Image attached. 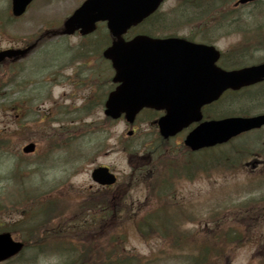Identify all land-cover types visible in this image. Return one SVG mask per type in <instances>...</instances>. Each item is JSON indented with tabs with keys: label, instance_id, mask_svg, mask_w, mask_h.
<instances>
[{
	"label": "rangeland",
	"instance_id": "rangeland-1",
	"mask_svg": "<svg viewBox=\"0 0 264 264\" xmlns=\"http://www.w3.org/2000/svg\"><path fill=\"white\" fill-rule=\"evenodd\" d=\"M81 1L64 0L59 7L60 4H55L60 1L37 0L25 15L14 19L8 16L10 0H0V49L24 46L26 41H34L47 26L55 25L69 15ZM233 4V0H216L204 14V9L197 2L165 0L157 17L146 26L154 28L156 23L160 25L157 29L159 33L186 36L196 41L206 38L221 49L226 63L263 59L264 40L255 38V35L264 34V0L245 7L233 8ZM180 7H191L192 15H195L185 21L178 16L177 22H173L178 13L176 9ZM93 37L85 40L78 36L67 38L65 60L60 56L65 54L66 47L56 42L61 37H45L18 63L19 83L21 87L27 84L26 92H19L24 89L17 86V89L3 90L0 95V141L9 139L7 145L0 148V202L5 206L0 212V224L11 229L18 239L23 240L28 235V225L17 223L22 219L20 213L23 206L35 205L30 200V204H20L16 199L21 192V196L31 195V192L26 194L23 190L25 183L29 191L37 187L41 195H45V189L49 190L46 196L57 205L53 207H59L64 222L69 226L72 220L81 216V207L85 202L94 205L104 196L111 210L117 212L128 204L130 213L137 211L139 215L161 207L168 200L174 201L176 207H185L190 215L182 217L179 214L180 221H175L176 227L182 226L178 231L180 246L192 247L184 250L190 252L196 251L195 239L201 236L209 238L213 234L212 227L219 228L222 223L211 225L209 216L213 212H222L227 206L235 208L240 217L237 221L225 222L231 232H240L239 242L233 245L237 246L233 263L264 264V178L260 177L263 168L247 165L253 160L264 159V139L261 142L258 139L264 133L257 134L256 144L245 143L246 137H242L201 153L206 157L205 162L213 157L208 159L215 161L211 162L213 169L195 170L185 164L187 150L180 145L186 132L169 140L162 139L156 125L158 113H141L133 127L123 118L109 121L105 117L101 102L113 88L110 77L114 71L91 46L95 40L100 39L102 43L107 40L104 33H96ZM55 54L60 56L47 60ZM8 67L7 64L0 65V76L7 74ZM19 100H23L24 104L31 102L30 110L23 116L21 111L17 116L13 109ZM214 108L220 112L230 109L234 113L255 114L264 110V94L260 97L242 92L239 97L227 96ZM43 116H46L45 119L40 120ZM51 117L53 119L49 120ZM90 122L91 125H88ZM21 125L25 128L20 129ZM131 128L135 133L127 136ZM30 141L37 143L36 151L24 153L23 146ZM245 147H252L253 152L245 154L233 167L228 164L230 169L221 167L227 156L242 154L244 152L240 149ZM164 154L165 157L162 156ZM157 160H164L163 164L176 168L175 174L166 175L173 176L169 182L165 175L154 176L158 172L157 167L151 171ZM192 161H195L194 156ZM99 165H107L117 174L118 183L111 189H101L92 180L91 171ZM163 181L172 187L162 192L167 193L158 195L155 186L158 182L162 185ZM6 200L8 206L4 204ZM177 201L181 204L178 205ZM241 202L247 203V209H238ZM249 205L259 206L260 212L255 213ZM192 210L195 214L188 213ZM229 213L230 218L236 216L231 211ZM31 217L32 214L28 221L35 219ZM125 222L128 237L125 250L144 255V264H185L183 251L171 250L167 243H163V236L147 230L151 238L146 241L132 221ZM111 229V225H103L100 234L111 235ZM30 251L26 250L10 262L1 264H56L58 260L45 256L34 260ZM154 255L158 263L154 262L156 257L151 259Z\"/></svg>",
	"mask_w": 264,
	"mask_h": 264
},
{
	"label": "water",
	"instance_id": "water-1",
	"mask_svg": "<svg viewBox=\"0 0 264 264\" xmlns=\"http://www.w3.org/2000/svg\"><path fill=\"white\" fill-rule=\"evenodd\" d=\"M32 0H13L15 15L22 14ZM253 0H240L245 3ZM162 0H87L74 16L89 15L93 20L107 19L118 37L104 51L116 69L119 86L106 101L105 113L128 120L144 107L165 109L158 120L161 134L168 138L202 118L201 107L218 99L228 88L238 89L264 77V63L235 70H225L216 64L220 52L214 47L183 38H151L137 35L125 41L121 35L158 8ZM27 50V49H26ZM26 50L0 51L5 56ZM264 124V114L233 116L201 122L189 132L185 143L193 150L212 146L230 139L242 131ZM129 134L132 131L128 132ZM34 143L24 147L31 152ZM92 177L101 184H111L116 178L107 167L95 168ZM24 243L13 239L9 232L0 234V262L17 254Z\"/></svg>",
	"mask_w": 264,
	"mask_h": 264
},
{
	"label": "trees",
	"instance_id": "trees-1",
	"mask_svg": "<svg viewBox=\"0 0 264 264\" xmlns=\"http://www.w3.org/2000/svg\"><path fill=\"white\" fill-rule=\"evenodd\" d=\"M190 1L192 3L197 2V5L209 8L214 6L213 2L216 0ZM7 81L9 82V80ZM25 113H27V110ZM218 113L219 111L210 112V114L214 116ZM22 128H25V126L20 127V129ZM4 141L9 142V139L6 138ZM4 141H0V148L3 147V144H7ZM200 154L201 152L196 155L195 161L193 162V155L190 152L186 153V158L184 159L185 164L191 165L195 170L196 168L207 169L209 165L211 169V164L213 162H205L204 159L206 157L200 156ZM162 156L165 157L166 155L164 154ZM173 157H175V155H173ZM162 161L164 160H157L155 163L156 166H152L151 171L157 167L158 172L154 176L159 177L165 175L166 180H169L170 177L173 176L166 175L172 172L175 174L176 168L169 164H163ZM160 185L161 183L158 182L157 186H155L154 190L156 193L158 195L167 193L157 191L161 189L162 185ZM162 189H165V186ZM23 190L26 191V194L31 192V195L21 196L22 192L19 193V195L16 196V199L19 200L18 203L27 205L32 201L35 205L23 206L21 209L22 211L20 214H22V219L17 223L21 224L24 222L28 225L26 226L28 235L23 238L25 247L19 255L23 254L26 250H32L30 253L33 255L31 257H35L34 260L39 256L54 257L58 259L56 264H144V260L146 259L144 255L130 253L125 250V245H127L128 240L125 224L127 220L133 222L135 228L144 238H147L152 232H158L161 227H163L165 232L173 234V238L169 243L171 250L184 251L190 247L180 246L179 242L181 236L178 231H180L181 226L176 227L175 225V232H171L169 227L173 225V223L169 221H171L172 218H162L168 205H172V202H168V200H165L167 203L163 204L161 207L154 208L147 214L145 213L139 216V214L135 212H133V214L129 213L131 209L128 208V204L124 207H120L117 212L114 208L115 211L111 210L109 201H107L104 196L94 205L91 202H85V205L81 207V216L72 220L69 226L64 222L59 207H53L55 202H51L49 200L50 198L46 196L49 190L45 195H41V191L37 189H31L29 191L27 183L24 184ZM28 200H30V202H28ZM4 204L8 206L7 200ZM4 207L5 206L0 202V212L4 210ZM24 209H26V211H24ZM36 212L39 215L36 216ZM31 214L33 216L31 218L35 217V219L28 221ZM52 214L53 216L51 217ZM50 217L51 219H49ZM131 217L133 218L131 219ZM113 219L114 221H112ZM103 225H111V235L102 236L100 234ZM147 230H149L150 233ZM2 231L12 230L0 224V232ZM191 237H193V235ZM229 238L228 233L225 231L217 232L216 236L212 234L209 238L203 236L198 237L195 240L196 251L193 250L191 255H186L187 259L191 264H227L226 247L231 246Z\"/></svg>",
	"mask_w": 264,
	"mask_h": 264
},
{
	"label": "flooded vegetation",
	"instance_id": "flooded-vegetation-1",
	"mask_svg": "<svg viewBox=\"0 0 264 264\" xmlns=\"http://www.w3.org/2000/svg\"><path fill=\"white\" fill-rule=\"evenodd\" d=\"M37 1V0H36ZM56 1H60V2H57L55 5H59V7L60 6H62V1H64V0H56ZM82 1H84V0H82ZM81 1V2H82ZM76 9V7L70 12V14L74 11ZM9 13L11 14V10H9ZM69 14V13H68ZM69 14V15H70ZM69 15H66V16H64V18H62L61 20H59V21H57V23L55 24V25H51V26H47L46 27V31H47V33H46V31H45V33L48 35V36H50V38H48V39H53V38H55V37H60V36H62V37H72V36H77L78 35V31H76L74 34H65L64 33V31H63V29H64V26H63V23H64V21H65V19L69 16ZM97 26L99 27V29H104V31H105V33L106 34H108L109 33V31H108V29H107V26H106V23L105 22H99L98 24H97ZM109 40H111V37H109L105 42H103V46H106L107 44H108V42H109ZM112 41V40H111ZM77 46H80V44H78ZM261 84H263V82L262 83H260V85Z\"/></svg>",
	"mask_w": 264,
	"mask_h": 264
}]
</instances>
